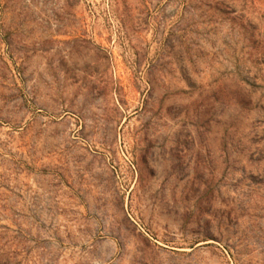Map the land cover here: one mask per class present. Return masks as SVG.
Masks as SVG:
<instances>
[{
    "label": "rangeland",
    "instance_id": "1",
    "mask_svg": "<svg viewBox=\"0 0 264 264\" xmlns=\"http://www.w3.org/2000/svg\"><path fill=\"white\" fill-rule=\"evenodd\" d=\"M0 264H264V0H0Z\"/></svg>",
    "mask_w": 264,
    "mask_h": 264
},
{
    "label": "trees",
    "instance_id": "2",
    "mask_svg": "<svg viewBox=\"0 0 264 264\" xmlns=\"http://www.w3.org/2000/svg\"><path fill=\"white\" fill-rule=\"evenodd\" d=\"M1 229H6L5 227H0Z\"/></svg>",
    "mask_w": 264,
    "mask_h": 264
}]
</instances>
